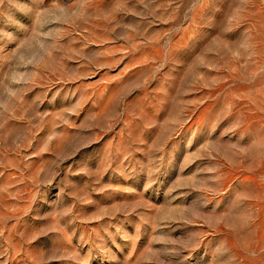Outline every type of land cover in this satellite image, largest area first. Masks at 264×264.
<instances>
[{
	"label": "rangeland",
	"instance_id": "1",
	"mask_svg": "<svg viewBox=\"0 0 264 264\" xmlns=\"http://www.w3.org/2000/svg\"><path fill=\"white\" fill-rule=\"evenodd\" d=\"M0 264H264V0H0Z\"/></svg>",
	"mask_w": 264,
	"mask_h": 264
}]
</instances>
